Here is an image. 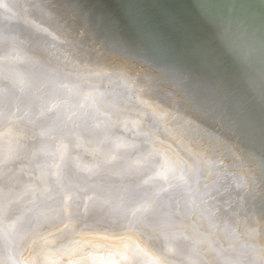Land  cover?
I'll return each mask as SVG.
<instances>
[{
  "label": "bare ground",
  "instance_id": "bare-ground-1",
  "mask_svg": "<svg viewBox=\"0 0 264 264\" xmlns=\"http://www.w3.org/2000/svg\"><path fill=\"white\" fill-rule=\"evenodd\" d=\"M1 49L28 81L0 86V264H76L98 239L128 263L264 264V0H0ZM113 109L174 157L167 183L78 137Z\"/></svg>",
  "mask_w": 264,
  "mask_h": 264
},
{
  "label": "rangeland",
  "instance_id": "rangeland-1",
  "mask_svg": "<svg viewBox=\"0 0 264 264\" xmlns=\"http://www.w3.org/2000/svg\"><path fill=\"white\" fill-rule=\"evenodd\" d=\"M0 52H2L1 54H0V56L2 57H0V62L3 64V62H4V65H6L7 63L10 65V67L8 66V65H6V66H4V65H2L1 63V66L3 67H1L0 66V82L2 81H6L7 82V79L8 80H10L9 81V83H13V84H19V83H22V84H24V83H26L27 81H28V76H26L28 73V71L27 72H24V70L26 71L28 68H25V67H28V66H25L27 63H28V61H27V58H25V56L24 55H21L22 53H19V54H17V53H9V52H6L5 53V51H2V49L0 50ZM2 54H4V55H2ZM16 55H18V57H19V59H18V57L16 58ZM8 58H6V57ZM9 57L10 58H12V61H14V62H12L11 60H9ZM21 57H24V59H26L25 61L27 62H23V58L21 59ZM4 58H6V59H4ZM14 59V60H13ZM17 59L20 61V59H21V61L19 62V61H17ZM2 60V61H1ZM7 61V62H6ZM17 63H16V62ZM19 62V63H18ZM14 63V65H13V67H12V64ZM22 64V66H21V64ZM24 63V64H23ZM18 64V65H17ZM28 65V64H27ZM18 66H20V67H18ZM11 68V69H9V71H8V69L7 68ZM18 67V68H17ZM22 67V68H21ZM18 69V71H17V69ZM20 68V69H19ZM4 70V71H2V70ZM15 69H16V72H15ZM21 69H22V71H21ZM24 69V70H23ZM14 71V72H12V71ZM5 71H7V72H5ZM19 74H18V73ZM7 73V74H6ZM12 73V74H11ZM25 73H26V75H25ZM6 74V75H5ZM8 74H11V76L12 77H10ZM20 74H22V75H20ZM23 74H24V76H25V79H24V76H23ZM3 75H4V77H3ZM18 76V77H17ZM5 77H7V79L5 78ZM10 77V78H9ZM15 77V78H14ZM22 77V78H21ZM14 78V80H16V82H14L12 79ZM17 78V79H16ZM19 78V79H18ZM27 78V79H26ZM1 79H3V80H1ZM22 79V80H21ZM12 80V81H11ZM19 80H21V81H19ZM27 80V81H26ZM19 81V82H18ZM22 81H25L24 83L22 82ZM18 82V83H17ZM120 117V118H119ZM108 119H110V118H112V120L110 119L109 121H108V119H103V120H101V119H95L94 120V122H90V124L88 125V123H87V129H85V130H79L80 131V133L81 134H79V138H84L85 136V138H89V139H91L90 137H92V139L91 140H94L95 139V141H97V139H98V141L96 142V144H97V148L98 149H101V150H105L107 147H108V145L110 144V143H116V144H114L115 145V149H117V151L115 150L114 151V153H113V155H112V159H111V161L114 163L116 160H117V163L115 162V164H117L116 166L118 167H120V168H118L119 170H121V167H123V166H126V165H128L127 163H126V161L127 162H129V164H130V162L131 161H129V160H131V157H130V154L131 155H133L132 156V158L133 159H135V163H136V165H138V167H151L152 169H155L156 171H158V170H160L161 171V173H162V179H160L162 182H167V180L168 179H170L171 177H172V173H171V169L172 168H174L176 171H178L179 170V165H178V163H176V161H175V159H174V157L173 156H171V155H169V154H167L164 150H163V155L161 154L162 153V148H159L158 147V145H156V144H153V143H151V144H149L148 143V141H145L144 139H142V138H140L139 136H135L134 134H133V131H132V129L133 130H135V132H136V129L137 128H133L131 125H129L128 123H127V121H126V119L124 118L123 119V117L122 116H120V114H119V111H114V112H111L110 113V116L109 117H107ZM122 118V119H121ZM99 120V121H98ZM100 120L102 121V122H104V124L103 123H101L100 122ZM107 121V122H106ZM112 121V122H111ZM122 121H123V123H122ZM96 122V123H95ZM110 123V126L108 125L109 123ZM95 124V126H94V124ZM124 123H126L125 125H124ZM93 124V125H92ZM102 124V125H101ZM13 125H15V126H18L16 123H14ZM92 125V126H91ZM97 125H98V127L100 128V129H102V130H100L98 127H97ZM108 127H107V126ZM122 125V126H121ZM130 127H129V126ZM14 126V127H15ZM101 126V127H100ZM104 126V127H103ZM121 126V127H120ZM29 127V126H28ZM92 127V128H91ZM120 127V128H119ZM132 127V129H130ZM22 128H24V127H22ZM94 128V129H93ZM103 128H104V130H103ZM118 128V129H117ZM125 128V129H124ZM28 129V128H27ZM96 129V131H94ZM111 129H112V133H111ZM123 131V133H121L122 131ZM29 130V129H28ZM88 130H92V131H88ZM105 130H106V132H105ZM78 131V132H79ZM84 131V132H83ZM93 131H94V133H95V135H94V133H93ZM98 131H99V133H101V132H103V134L105 135H102V133L100 134V136H99V133H98ZM119 131H121V132H119ZM125 131V132H124ZM88 132V133H87ZM89 132H90V134H89ZM92 132V133H91ZM97 132V133H96ZM106 134H105V133ZM119 132V133H118ZM131 132V133H130ZM83 133H85V135L83 134ZM86 133H87V135H86ZM108 133V134H107ZM118 134V135H115V134ZM124 133H129L131 136H130V138L128 137L129 135L127 134V136H126V134H124ZM84 136H83V135ZM111 134H112V138H111V140L109 141V138L108 137H111ZM114 134V135H113ZM120 134V135H119ZM136 134H139V133H136ZM98 135V138H96V136ZM81 136V137H80ZM83 136V137H82ZM119 136V137H118ZM126 136V137H125ZM101 137H103L102 139H104V138H106L107 137V139H104V140H102L101 139ZM118 137V138H117ZM121 137H123V139H121ZM113 138H115L114 140H113ZM133 138H134V141H133ZM119 139V140H118ZM101 140V141H100ZM114 142H113V141ZM112 141V142H111ZM104 143V144H102V143ZM122 142V143H121ZM106 143V144H105ZM109 143V144H108ZM122 145H121V144ZM108 144V145H107ZM145 144V145H144ZM149 144V145H148ZM107 147H106V146ZM119 145H120V147H119ZM123 147V149H121L122 147ZM135 148H134V147ZM147 146V147H146ZM151 146V147H150ZM117 147H119V148H117ZM140 147V148H139ZM145 147V148H144ZM143 148V149H142ZM148 148V149H147ZM121 149V150H120ZM144 149H145V151H144ZM151 149V150H150ZM123 150H124V152H123ZM135 151L134 153L133 152H130V154H129V151ZM136 150H138V151H136ZM161 152H160V151ZM120 151V152H119ZM125 151H127V152H125ZM141 151V152H140ZM158 151V152H157ZM137 152H139V153H137ZM145 152V153H144ZM152 152V153H151ZM119 153V154H118ZM126 153V154H125ZM133 153V154H132ZM143 153H144V157H143ZM158 153V154H157ZM121 154V155H120ZM138 155V156H136L135 157V155ZM147 154V155H146ZM154 154V155H153ZM125 155V156H124ZM129 155V156H128ZM140 155V156H139ZM154 156L153 158H151V157H148V156ZM119 156V157H118ZM123 156H124V158L125 159H123ZM147 158H146V157ZM117 157V158H116ZM120 157H122L121 158V161L119 160L120 159ZM163 158V160H164V158H166V160H164L163 162H161L162 161V158ZM129 158V159H128ZM140 158V159H139ZM150 158V159H149ZM115 159V160H114ZM127 159V160H126ZM154 159H155V161H154ZM122 160H125V162L124 161H122ZM143 160V161H142ZM146 160H148V161H146ZM169 160H171V161H169ZM118 161L120 162L119 164H118ZM137 161H139V163H141V161H142V163L141 164H139ZM175 162V163H173L172 164V166H171V162ZM168 162H169V164H168ZM124 164H126V165H124ZM123 165V166H122ZM172 167V168H171ZM176 167H178V168H176ZM178 169V170H177ZM165 170H169V171H165ZM155 171V172H156ZM154 171H148V172H145V173H142V174H140V176L141 177H145V176H154V174L153 173H155ZM167 174H168V176H167ZM93 242V244H92V247L89 249V251H91V253L89 252V251H87L86 253L87 254H84L83 256H80L79 258H78V260L76 261L77 263H79L80 262V264H114V263H116V264H127L128 262H127V259H126V257L123 255V253H121V252H119V250L118 249H116L115 247H113V246H111V245H107L108 243L107 242H105V241H102L101 239L99 240H93L92 241ZM96 242V243H95ZM95 244H96V246H98V248H96L95 247ZM94 245V246H93ZM94 247L96 248V249H94ZM101 247H103L102 249H101ZM109 247V248H108ZM109 250H108V249ZM110 248H111V250H110ZM104 249V250H103ZM107 251V252H106ZM121 251V250H120ZM164 251V252H163ZM169 251V252H168ZM168 254H167V253ZM175 252V248L172 246L171 247V245H168L167 246V248H165V249H163L162 251L161 250H158V251H153V250H151L150 251V253L151 254H149V252H146L145 254H143V255H141V256H137V257H135L133 260H132V262L134 263V264H240V261L235 257V256H229L230 254H224V255H220V256H215V257H212V258H206V259H196V258H191V259H185V260H182V261H180V262H170L169 260H170V258H171V255L173 254ZM171 254V255H170ZM147 255L149 256L148 258H147ZM122 256V257H121ZM118 257H120L119 259H118ZM151 257H153V259H155L156 261H154ZM122 258V259H121ZM124 258V259H123ZM151 258V259H150ZM83 259V260H82ZM88 259V260H87ZM92 259V260H91ZM118 259V260H117ZM121 259V260H120ZM208 259V261H206ZM90 260V261H89ZM95 262H94V261ZM116 260V261H115ZM120 260V262L119 263H117V261H119ZM151 260H152V262H151ZM192 260H194L193 262H192ZM99 261V262H98ZM110 261V262H109ZM87 262V263H86ZM132 262H130V263H128V264H133ZM157 262V263H156ZM210 262V263H209ZM76 263V264H77Z\"/></svg>",
  "mask_w": 264,
  "mask_h": 264
},
{
  "label": "water",
  "instance_id": "water-1",
  "mask_svg": "<svg viewBox=\"0 0 264 264\" xmlns=\"http://www.w3.org/2000/svg\"><path fill=\"white\" fill-rule=\"evenodd\" d=\"M3 51H5V52H9V51H7V50H5V49H2ZM9 53H13V52H9ZM6 85H14L13 83H9V82H0V86H3V87H6ZM15 85H18V84H15ZM116 111V110H115ZM112 112H114V109H113V111ZM110 116V113H106V114H103V111H102V114H98V116L95 118V119H101V120H103V119H106L107 117H109ZM136 133H138V129H136V132L135 131H133V134L136 136L137 134ZM138 136L140 137V138H142V139H144L145 141H148V142H150V143H153V144H156V145H160V142L158 141V140H149L147 137H146V135H145V132L143 131V132H139V134H138ZM19 160H16V159H11L9 162H7V164H6V168L7 167H14V166H19V165H23L25 162L23 161V162H18ZM139 181H140V183H153V184H155V185H160V184H164V183H167V182H162L161 180H160V178H157V177H149V176H145V177H141V176H139ZM168 181V180H167ZM229 256H232V255H229ZM240 264H242V262H240Z\"/></svg>",
  "mask_w": 264,
  "mask_h": 264
}]
</instances>
